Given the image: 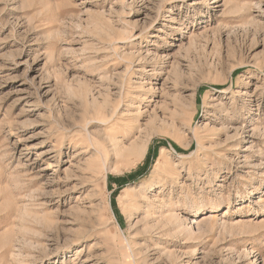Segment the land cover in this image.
<instances>
[{
	"label": "rangeland",
	"instance_id": "rangeland-1",
	"mask_svg": "<svg viewBox=\"0 0 264 264\" xmlns=\"http://www.w3.org/2000/svg\"><path fill=\"white\" fill-rule=\"evenodd\" d=\"M0 264H264V0H0Z\"/></svg>",
	"mask_w": 264,
	"mask_h": 264
},
{
	"label": "bare ground",
	"instance_id": "bare-ground-1",
	"mask_svg": "<svg viewBox=\"0 0 264 264\" xmlns=\"http://www.w3.org/2000/svg\"><path fill=\"white\" fill-rule=\"evenodd\" d=\"M102 110V109H101ZM99 113L102 115V114H104V112L103 111H99ZM102 116H105V115H102ZM107 119V118H106ZM113 122H115L114 120H113ZM116 123V122H115ZM131 128V127H130ZM134 130H135V128H134Z\"/></svg>",
	"mask_w": 264,
	"mask_h": 264
}]
</instances>
